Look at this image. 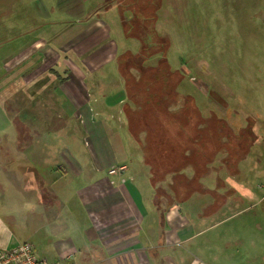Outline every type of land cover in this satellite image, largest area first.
<instances>
[{
  "label": "crops",
  "instance_id": "0c3cea01",
  "mask_svg": "<svg viewBox=\"0 0 264 264\" xmlns=\"http://www.w3.org/2000/svg\"><path fill=\"white\" fill-rule=\"evenodd\" d=\"M118 2L0 0L2 44L12 47L10 53L0 57V91L16 94L15 103L20 108L14 119L0 112V129L15 126L22 133H37L39 125L58 129L66 125L65 119L74 118L89 138L85 160L88 163L82 168L67 150L71 159L62 160L56 169L62 175H3L13 189L34 196L28 211L37 222L33 230L24 232L20 228L21 234H17L0 214V248L12 249L31 242L41 257H52L51 264H264L263 221L258 222L261 236H217L213 231L233 216L207 226L201 222L192 224L182 209L187 200L171 204V191L165 182L154 183L144 147L130 134L127 117V112L135 108L123 75L127 63L124 58L142 52L140 41L128 31L136 14L131 12L126 17ZM116 5L117 14L111 12ZM141 15L149 17L147 13ZM157 16L150 45L159 48L160 43L154 39L168 37V60L173 45L164 26L168 17ZM155 58L158 59L151 56L141 65L158 68L161 62ZM174 65L183 75L177 99L185 95L196 99V95L185 92L186 67ZM139 68H132V73L139 75ZM14 71L18 73L12 74ZM114 118L119 122L117 126L113 125ZM121 127L143 151L140 159L149 167L153 192L136 174L139 168L132 170L127 165L131 152L124 143ZM177 128L170 127L174 133ZM21 144L24 146V142ZM75 165L83 175H67ZM112 170L116 173L111 174ZM203 177L213 178L215 189L199 186L196 192L212 193L217 198L209 207L208 217L222 209L231 196L247 204L239 212L264 204V183L251 187L229 175L218 182L216 175ZM159 188H163L161 198ZM162 199H166V205ZM151 214L155 220L149 224ZM8 217L19 224L17 215ZM207 233L211 235L206 236ZM189 244L197 246V253L190 250Z\"/></svg>",
  "mask_w": 264,
  "mask_h": 264
},
{
  "label": "rangeland",
  "instance_id": "374dc122",
  "mask_svg": "<svg viewBox=\"0 0 264 264\" xmlns=\"http://www.w3.org/2000/svg\"><path fill=\"white\" fill-rule=\"evenodd\" d=\"M115 1L121 3L122 12L126 17H129L131 12L134 15L147 13L148 19L151 15L154 17L164 14L168 17L164 26L173 43L171 58L168 60L170 59L174 70H177V65L174 64H184L187 74L185 92L197 96L195 100L204 114L217 112L236 132L241 126L247 125L249 120H254L260 127V139L250 145L249 154L238 165L239 172L231 174L223 162L222 154L217 153L214 160L205 165L209 168L205 175H216L219 177L217 182L229 175L251 187L264 183V0H131L127 4L124 3L126 0ZM159 2L161 7L158 9ZM117 10L116 5L111 12L117 14ZM161 25L163 24L159 23V26ZM2 41L3 37L0 36V57L4 53H10L12 48L2 44ZM141 47L142 45L140 49ZM157 57L154 61H160L161 58L167 60L164 47L157 53ZM15 73L18 71L12 74ZM210 91L219 94L225 105H222L216 96L211 97ZM15 96L17 97L13 92L0 91V112H4L10 119H14L20 112L18 104L15 103ZM112 121L113 125L119 124L117 118ZM65 123V126L58 129L39 125L36 127L37 133H22L15 126L5 131L0 129V214L7 218L17 234H21L20 228H23L24 232L33 230L37 220L32 219L28 209H31L35 200L33 195L25 194L6 184L7 179L3 175H62L56 169L62 160L71 159L67 150L74 155L81 168L88 163L85 161L86 152L89 150L88 135L78 120L67 118ZM120 131L131 152L127 165L132 170L135 166L139 168L136 174L141 175L140 178H143L148 190L153 192L148 179L149 167L143 165L140 159L143 157L142 149L138 148V144L123 127ZM76 169L77 165L67 175H83ZM182 172L189 177L193 175L192 168ZM172 181L173 175H169L164 181L165 187L171 192ZM199 181L193 183H197L198 187L215 189L213 178L202 177ZM186 189L190 190V194L182 209L192 224L201 222L203 226H207L233 216L213 231L215 235L232 239L261 236L258 222H264V204L257 209L239 212L247 204L236 199L237 196H231L222 209L208 217L206 214L209 207L216 203L217 198L212 193L200 194L192 191L195 187L190 183ZM161 202L165 205L167 203L166 199ZM9 214L17 215L18 225L8 217ZM154 220L155 217L151 214L148 223ZM236 246L240 248L244 245ZM189 248L197 253V246L190 245ZM36 254L39 255L37 252ZM46 259L53 262L52 257Z\"/></svg>",
  "mask_w": 264,
  "mask_h": 264
},
{
  "label": "trees",
  "instance_id": "16d2710c",
  "mask_svg": "<svg viewBox=\"0 0 264 264\" xmlns=\"http://www.w3.org/2000/svg\"><path fill=\"white\" fill-rule=\"evenodd\" d=\"M158 5L159 9L161 2ZM157 20V15L146 19L141 14L131 20L133 25L128 31L142 43V52L125 56L127 63L123 75L135 108L127 112L130 134L143 145L145 162L151 167L155 184L165 181L167 175H173L170 183L173 191L169 195L173 204V201L183 202L189 197L190 190L186 189L189 183L195 187L192 191H196V187L198 190L193 181L198 182L208 173L209 168L205 165L211 163L217 153L225 156L223 162L231 174L239 172L238 165L249 154L250 145L260 139V127L254 120H249L245 127L235 132L217 112L204 114L193 96L177 99V88L183 75L180 70L172 69L168 60L161 58L158 68L141 65L147 57L157 56L163 47L166 52L169 49L168 37L154 39L160 43L159 48L150 45ZM135 67H140L139 75L132 73L131 69ZM210 96H216L225 105L219 94L210 91ZM173 126L178 127L175 133L170 129ZM187 168L193 169L192 177L182 172ZM182 183L183 187L180 186ZM162 189L158 190L159 198Z\"/></svg>",
  "mask_w": 264,
  "mask_h": 264
},
{
  "label": "built area",
  "instance_id": "2783aa9c",
  "mask_svg": "<svg viewBox=\"0 0 264 264\" xmlns=\"http://www.w3.org/2000/svg\"><path fill=\"white\" fill-rule=\"evenodd\" d=\"M116 173V170L110 171ZM0 264H51L45 257L36 254L31 242H23L12 249L0 248Z\"/></svg>",
  "mask_w": 264,
  "mask_h": 264
}]
</instances>
